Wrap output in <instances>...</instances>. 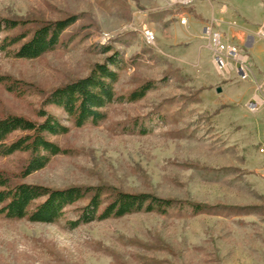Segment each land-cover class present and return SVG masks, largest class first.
Wrapping results in <instances>:
<instances>
[{
    "label": "rangeland",
    "instance_id": "1",
    "mask_svg": "<svg viewBox=\"0 0 264 264\" xmlns=\"http://www.w3.org/2000/svg\"><path fill=\"white\" fill-rule=\"evenodd\" d=\"M164 15L186 30L178 49L166 47ZM69 16L78 17L64 34L75 38L71 45L36 60L0 52V117L35 120L46 94L111 56L101 54V46L123 59L117 95L148 81L156 88L139 102L110 105L98 126L76 128L48 108L70 129L51 139L65 154L25 179L17 178L28 159L24 153L0 158V171L17 183L112 187L210 212L135 213L76 228L75 208L83 203L53 224L0 215V264H264V0H197L189 8L170 7L168 0H0V20ZM207 26L247 57L246 80L217 74ZM145 29L155 45L146 42ZM103 35L111 40L102 43ZM7 83L25 91L10 92ZM254 97L261 103L251 113L247 105ZM147 117V135L125 132L129 121Z\"/></svg>",
    "mask_w": 264,
    "mask_h": 264
},
{
    "label": "trees",
    "instance_id": "2",
    "mask_svg": "<svg viewBox=\"0 0 264 264\" xmlns=\"http://www.w3.org/2000/svg\"><path fill=\"white\" fill-rule=\"evenodd\" d=\"M77 20V16L54 22L1 19L0 52L16 59H39L74 42V37H64V34ZM98 50L103 55L112 53L103 63H96L87 76L67 82L46 94L41 108L35 113V120L18 115L0 117V158L17 153L28 155L18 179L43 170L52 158L65 154L51 139L66 135L70 129L62 119L49 113L48 108L61 111L65 122L76 128L98 126L106 120L105 110L110 105L139 102L156 88L157 83L148 81L127 94L117 95L115 85L124 69L123 59L112 47L101 46ZM7 89L19 94L25 91L20 83H7ZM149 119L151 117L129 121L124 127L125 132L147 135L150 132L147 126ZM80 203L83 205L75 208L77 220L71 223L73 228L135 213L168 216L175 212L181 216H196L210 212L209 207L200 204L160 199L146 193H124L112 187L53 189L17 183L12 176L0 171V215L8 220L53 224L64 216L66 210Z\"/></svg>",
    "mask_w": 264,
    "mask_h": 264
},
{
    "label": "built area",
    "instance_id": "3",
    "mask_svg": "<svg viewBox=\"0 0 264 264\" xmlns=\"http://www.w3.org/2000/svg\"><path fill=\"white\" fill-rule=\"evenodd\" d=\"M197 0H168L169 6L179 8H189ZM186 24V20L184 19ZM149 35L148 30H145ZM205 34L210 37V48L212 53V64L217 74L225 80L230 79L235 74L239 79L246 80L248 77V69L246 66L247 57L242 55L239 49L223 42L221 34L213 32L212 27L205 28ZM259 34L264 36V26L259 30ZM102 40L110 41V36H101ZM150 45H155L153 37L149 36ZM261 99L258 101L256 97L248 102L247 108L251 113H255L260 106ZM259 152L264 154V138L259 147Z\"/></svg>",
    "mask_w": 264,
    "mask_h": 264
},
{
    "label": "crops",
    "instance_id": "4",
    "mask_svg": "<svg viewBox=\"0 0 264 264\" xmlns=\"http://www.w3.org/2000/svg\"><path fill=\"white\" fill-rule=\"evenodd\" d=\"M172 18H173V16L164 15V16H162L160 23H161V26H163V28H165L169 32V35H170L169 40H167V46L166 47L170 48V49H178L177 42L180 41L181 37L186 36V33H185L186 30L184 29V27L179 22L173 21ZM235 34L237 36L242 35L239 31L236 32ZM191 35L194 37L193 34H191ZM203 49H204V45H199L200 54H202ZM205 52L207 54L206 56H208L209 51L206 49ZM202 56L203 55H201V59L203 58Z\"/></svg>",
    "mask_w": 264,
    "mask_h": 264
},
{
    "label": "bare ground",
    "instance_id": "5",
    "mask_svg": "<svg viewBox=\"0 0 264 264\" xmlns=\"http://www.w3.org/2000/svg\"><path fill=\"white\" fill-rule=\"evenodd\" d=\"M170 7H174V6H170ZM182 24H185L184 20L182 21ZM145 30H146V29H145ZM148 33H149V35H147V32H146V31L143 32L144 37H145V39H146V42H147L148 44H150L149 36L154 38V34H153V32H151V31H149V30H148ZM105 36H107V35H105ZM104 42H106V40H102V43H104ZM256 98L258 99V101H260V99H259L258 97H256Z\"/></svg>",
    "mask_w": 264,
    "mask_h": 264
},
{
    "label": "water",
    "instance_id": "6",
    "mask_svg": "<svg viewBox=\"0 0 264 264\" xmlns=\"http://www.w3.org/2000/svg\"><path fill=\"white\" fill-rule=\"evenodd\" d=\"M217 92H221V88H218V89H217Z\"/></svg>",
    "mask_w": 264,
    "mask_h": 264
}]
</instances>
